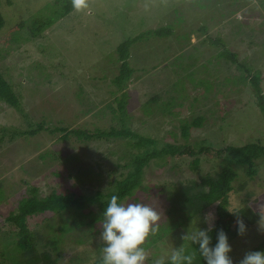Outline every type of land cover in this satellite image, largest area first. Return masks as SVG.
I'll return each instance as SVG.
<instances>
[{"label":"rangeland","instance_id":"rangeland-1","mask_svg":"<svg viewBox=\"0 0 264 264\" xmlns=\"http://www.w3.org/2000/svg\"><path fill=\"white\" fill-rule=\"evenodd\" d=\"M88 4L86 10L73 9L33 38L27 28L29 19L42 17L39 12L45 5V15L51 16L61 6L55 0H0L5 19L0 30V72L19 94L28 118L0 103V127L24 130L41 121L51 129L126 126L156 139L160 147L186 142L181 124L202 116L203 125L190 130L191 143L264 144V116L247 78L259 76L264 93V0H88ZM20 23L27 26L21 28ZM169 24L171 35L151 36L131 47L130 66L135 72L126 88L117 90L112 83L120 64L116 47L144 30ZM224 50L234 53L238 63L220 55ZM123 91L127 93L124 116L117 101ZM154 96L162 106L170 103L166 110L157 104L145 106ZM63 135L40 131L0 142L4 196L0 219L16 209L31 187L40 196L52 191L107 194L130 170V153L136 150L124 138L84 141L73 134L63 139ZM189 160L184 157V162ZM223 161L203 158L193 170L187 163L156 159L144 168L140 186L122 203H149L161 215L157 222L161 237L148 244L150 235L143 245L148 264L169 261L173 250L184 248L193 229L206 230L200 216L168 214L167 197L208 173H217L227 162ZM233 168L237 172L230 194L233 206L262 213L229 243V255L238 264L264 241V160L256 162L252 178L247 167L233 164ZM92 208L98 211V205ZM27 222L41 236L40 250L51 251L57 264H93L101 256L100 233L92 237L88 226L61 233V215L53 213L31 216ZM179 222L182 226L170 225ZM17 237L15 225L7 221L0 225V264H14L12 247ZM49 239L58 241L56 251L47 246Z\"/></svg>","mask_w":264,"mask_h":264},{"label":"trees","instance_id":"trees-1","mask_svg":"<svg viewBox=\"0 0 264 264\" xmlns=\"http://www.w3.org/2000/svg\"><path fill=\"white\" fill-rule=\"evenodd\" d=\"M59 10L53 11V15H45L47 5L39 12L42 17H34L28 24V30L31 32V36L36 38L42 31L50 27L56 20L63 18L69 14L73 8L71 0H55ZM44 10V11H43ZM28 21V19H27ZM26 21V22H27ZM5 25V19L0 12V30ZM26 25L20 23L21 28ZM27 26V25H26ZM172 25L159 26L156 28H150L142 31L141 33L129 37L123 40L117 47V61L120 62L118 66V73L113 77L112 83L116 86L117 90L121 91L126 88L128 81L131 79L135 69L130 66V49L131 47L142 40H146L153 37H167L172 34ZM218 42V41H216ZM227 58H230L234 63H238L236 55L228 50L220 53ZM240 68L244 69L246 73L249 72L248 68L239 64ZM246 78V76H245ZM252 85L254 96L256 99V105L259 111L264 116V93L261 86V78L257 75H250L247 77ZM118 101V108L120 115H125V105L127 104V93L123 91ZM0 103L5 106L14 109L21 115L27 118V114L21 107V99L19 94L13 89L10 82L0 72ZM149 104H157L158 109L164 111L167 109L166 105H170L167 102L164 106L158 104V97H152L146 107L149 108ZM147 108V109H148ZM28 119V118H27ZM204 118L199 116L192 121L184 122L181 124V135L185 139L184 143H166L160 147L157 145V140L151 137L139 135L131 130L129 127L121 126L120 128L111 127L109 129H98L93 131L87 129H67L65 127L50 128L44 122L36 123L34 126L28 125V129L9 130L5 127H0V142H4L6 137L8 141L13 140L16 137H30L36 135L40 131H48L53 133L55 131H61L64 133L63 139H68L71 134L84 141L91 139H105L111 138H124L125 142L136 151L131 152L129 157L130 170L126 173L122 180L115 183L114 189L107 194L96 192L93 195L81 194L76 195L72 192L57 193L52 191L48 195L40 196L36 187L29 189V195L23 196L17 204L15 210L11 211L6 218L0 219V225L4 221L10 222L15 225L17 229V240L12 247L14 250V264H57V259L53 253L47 249L40 250L39 241L41 236L34 232L28 226L27 219L31 216L45 213H53L61 215V222L59 224V230L61 233H67L75 228L88 226L90 228L91 236L95 237L101 231V223L103 221V210L106 208L110 197L115 194L120 197V202L125 198L130 197L138 189L142 182V176L144 168L149 163L156 159L174 160L181 165V162L189 164L193 170H197L202 159L206 158H223L227 161L223 164L220 171L215 174H206L200 177L199 182H193L192 185L185 186L182 189L173 191L168 197V207L166 212L168 214H177L182 212L187 217L200 216L204 220V225L211 237V245L216 243L217 234L223 230L230 243L237 235L238 218L243 219L246 229L255 224L261 217V212H255L251 207L249 208H236L233 206L230 200V194L233 192V181L237 178V172L233 168V164L247 167V175L252 178L256 174V162L260 159L264 160V144L259 141L247 142L241 145H230L225 147H214L211 144H207L204 141L200 143H191L188 141L190 137V130L192 128H199L203 125ZM29 121V120H27ZM43 157H45L43 155ZM58 158L54 155L52 158ZM184 157L192 158L190 161L184 162ZM226 159V160H225ZM223 161V162H224ZM127 167V165H126ZM4 196L0 190V202ZM98 205V211L93 210V206ZM214 214V222L206 223L205 216L207 213ZM182 222V221H181ZM181 222L178 225L171 223V226H182ZM176 228V227H174ZM170 229V227H169ZM168 229V230H169ZM167 230V231H168ZM164 233V232H163ZM162 233L152 235L151 241L154 242L160 238ZM47 246H50L53 250H57L58 241L55 239H49L46 241ZM184 254L193 255V264H205L203 257L200 256L198 244H193L191 240L185 239L183 244ZM182 249V248H181ZM253 251H264V241L260 242L256 249ZM6 254V251H5ZM9 258L10 256H6ZM148 260L145 264H148ZM93 264H103L102 256L98 257ZM163 264H170V260L163 262Z\"/></svg>","mask_w":264,"mask_h":264},{"label":"clouds","instance_id":"clouds-1","mask_svg":"<svg viewBox=\"0 0 264 264\" xmlns=\"http://www.w3.org/2000/svg\"><path fill=\"white\" fill-rule=\"evenodd\" d=\"M72 8L77 11L89 7L88 0H71ZM100 225V240L102 242L101 256L103 264H145L147 254L144 243L150 235L157 233L160 213L152 204L144 202H120V197L113 194L106 208ZM206 223L214 222V214L209 212L205 216ZM237 235H243L246 225L238 218ZM262 228V227H261ZM264 229V228H262ZM193 244H198L200 256L205 264H234L229 255L232 247L228 243L226 233L221 230L217 234L216 243L211 245V237L207 230L193 229L187 237ZM193 255L184 254L183 249L173 250L170 264H193ZM155 264H163L157 259ZM238 264H264V251L246 252Z\"/></svg>","mask_w":264,"mask_h":264}]
</instances>
